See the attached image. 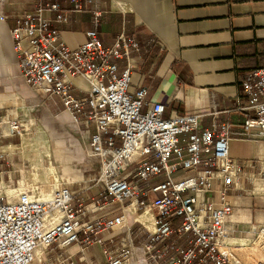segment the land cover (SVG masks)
<instances>
[{
    "label": "built area",
    "instance_id": "1",
    "mask_svg": "<svg viewBox=\"0 0 264 264\" xmlns=\"http://www.w3.org/2000/svg\"><path fill=\"white\" fill-rule=\"evenodd\" d=\"M69 1L74 12L90 14L86 41L79 47L70 48L61 30L52 26L53 21L68 20L62 0L16 16L11 34L19 75L54 109L69 113L79 142L99 160L95 207L76 197L68 179L50 192L46 185L32 182L16 196L4 191L0 264H60L62 249L75 243H103L101 234L116 229L125 235L104 251L107 264H134L139 255L147 264H264V223L230 220L237 208L232 193H247V182L254 188L256 177L264 180L263 152L256 151L252 160L230 154L233 138L253 141L256 148L264 142V65L246 70L241 79L233 100V109L245 114L239 130L234 131L229 120H215L207 127L205 112L166 115L163 103L149 99L147 87L129 92L132 52L139 51L138 42L122 31L112 45H105L100 31L106 7L99 0ZM5 2L0 0V20L9 17L3 11ZM45 10L54 12V19L46 17ZM121 60H126L123 67ZM79 76L88 83L82 96L74 93L82 90L74 82ZM2 122L7 128L0 127V137L23 135L21 117L6 115ZM155 178L163 179L152 185ZM133 200L137 212L152 214L153 230L128 216L125 206ZM136 223L149 233V241L142 245H135L131 234ZM239 235H247L248 245L261 251L259 257L239 255L231 242ZM184 240L188 245L181 243ZM40 246L43 254L53 247L58 251L41 257Z\"/></svg>",
    "mask_w": 264,
    "mask_h": 264
},
{
    "label": "crops",
    "instance_id": "2",
    "mask_svg": "<svg viewBox=\"0 0 264 264\" xmlns=\"http://www.w3.org/2000/svg\"><path fill=\"white\" fill-rule=\"evenodd\" d=\"M51 0H6L3 11L9 17L0 20V118L6 115L19 116L26 124V114L30 109L48 104V100L30 90L19 75L18 52L11 34L15 18L35 11L39 5L47 6ZM108 12L102 20L100 37L105 45H112L117 34L125 31L128 38L139 44V51L132 52V81L129 92L134 94L140 87L148 88V97L152 101L165 105V114L205 112V125L210 127L213 121L229 120L234 131L239 130L245 119L243 112L233 109V100L241 89V79L246 70L264 65V0H99ZM60 7L68 20L53 21L52 26L62 32V37L70 48H77L86 41V31L90 27L88 12H74L69 0H62ZM44 14L54 19L55 13L45 10ZM126 60L120 61L123 67ZM74 82L82 90L76 95H85L88 83L82 77H75ZM61 105L60 100H58ZM54 109V108H53ZM59 109H62L59 108ZM50 110V109H49ZM229 110V111H228ZM213 112V113H212ZM64 118L71 117L68 112ZM0 127L7 128L6 122ZM36 141L41 139L36 137ZM12 136L8 141L0 139V192L6 188L16 196L22 186L29 182L26 169V150L28 141ZM256 144L241 138L230 141V154L236 159L252 160L256 151L264 153V142ZM60 147V144L58 145ZM13 148V150H11ZM239 148V149H238ZM243 149L246 151L243 152ZM69 154H72L71 152ZM187 154V152L185 153ZM70 156V155H69ZM65 171V170H64ZM75 169H69L70 187L76 197L90 207L92 186L74 182L90 180L80 178ZM16 173V176L14 175ZM44 175L57 174L55 165L48 167ZM76 174V175H73ZM20 175V180L18 179ZM79 177V179H75ZM57 177V176H56ZM34 178L40 180L38 172ZM68 178V177H67ZM19 180L21 187L10 186ZM163 178H155L152 185ZM53 185L57 179H53ZM259 184L247 193H232L237 208L230 216L232 223H264V209L254 210V204L263 208L264 193ZM96 187V186H95ZM254 189V190H253ZM92 193V192H91ZM94 199V198H93ZM135 200L128 202L126 212L132 220L143 222L154 229L152 214L145 216V221L134 218L127 211ZM113 207L124 209L119 204ZM135 215H145L135 210ZM148 225H147V224ZM123 229L104 232L103 243H75L62 249L60 264H107L104 251L120 243L125 233ZM131 234L135 245L149 241V233L139 223L134 224ZM83 236V235H82ZM169 237L164 243L170 242ZM247 237H232L234 245H248ZM188 245L185 240L181 242ZM38 256H51L58 248ZM39 254V252H38Z\"/></svg>",
    "mask_w": 264,
    "mask_h": 264
},
{
    "label": "rangeland",
    "instance_id": "3",
    "mask_svg": "<svg viewBox=\"0 0 264 264\" xmlns=\"http://www.w3.org/2000/svg\"><path fill=\"white\" fill-rule=\"evenodd\" d=\"M49 109L47 103L44 104V106L39 105L30 109L26 114L28 118L25 121L26 124L24 123L25 131L23 135H15L21 138L20 143H22V145L24 143V140L28 141L27 146L23 145V149L26 150L25 170L29 175L28 180L33 184L46 185L45 191L50 192L53 188L60 186V183H62L63 180H70V175H68L67 172L70 168H73L77 170V176H79L80 178H90L89 181L82 180L74 182V185H77L76 188H79L81 184L84 183H88L90 186H92L93 189L91 191L92 193L90 192V199H87L86 201L92 203L93 198L96 197L99 191L98 188L95 187V178L100 168L99 160L96 157L89 156V153L85 151V147L82 146L81 142H79L78 139L80 138V136L77 132V125L73 123L72 118L66 120L64 118L65 112H63L62 109ZM36 137L40 138L41 141L37 142ZM9 138L10 137L8 136L0 137L1 141L3 142L8 141ZM59 144L60 147L58 146ZM11 150H13V148H11ZM232 150L233 149H231V154ZM244 151H246V149H243V152ZM70 152L72 154H69ZM52 165H55L57 169L56 176L58 178V181L57 183H54L57 185H53L54 180L49 178L48 175L46 176L43 174L45 173V170H47L48 167ZM64 170L67 172L65 173ZM34 172L39 173V175L41 176L40 180L34 178ZM14 175L16 176V173ZM17 177L19 179L20 175H18ZM79 177L74 176L75 179H79ZM17 180L15 181V184H12L11 186H17ZM9 185L7 186L10 187ZM250 188H252V185L251 183L247 182V189ZM4 191H7V189L3 188V190L0 192V195L4 194ZM258 205H256V203L254 204V210L264 209L259 207ZM91 207L94 208L95 206L92 205ZM109 209L110 206L105 207L100 212H104ZM139 212L141 213V211ZM253 223L261 224L262 222L253 221ZM246 236L247 235H239L236 237ZM252 247H254L257 252L256 257H259V253L261 251H259V249L255 247V245ZM241 253L248 259H253V256L249 254L247 248L241 250ZM135 261L137 260L135 259Z\"/></svg>",
    "mask_w": 264,
    "mask_h": 264
},
{
    "label": "bare ground",
    "instance_id": "4",
    "mask_svg": "<svg viewBox=\"0 0 264 264\" xmlns=\"http://www.w3.org/2000/svg\"><path fill=\"white\" fill-rule=\"evenodd\" d=\"M52 178H53V179H57V177H56L55 174L52 176ZM54 183H55V182H54ZM257 184L260 185V186H259V190H260L262 193H264V180L261 179V178H259V177H256V178L254 179V187H255ZM253 190H254V189H253ZM248 191H249V189H248ZM248 191H247V192H248ZM131 205H132V206H130V207L127 208V211H128L130 214H133V219H134V218H139V219L143 220L144 222H146V221H145V216H150V212H144L145 215H135V210H136V207H137V203H136V201H134L133 203H131ZM141 213H142V212H141ZM56 219H59L58 215H56ZM146 224H147V223H146ZM147 225H148V224H147ZM234 246H236V251L239 253V255H240L241 257H243V258H245V259H248L247 257H245V255H243V254L241 253V250H243L244 247L246 246L245 244L234 245ZM41 250H43V246H40V247L38 248V250H37V255H40V254L42 253ZM247 250H248V252H249V254H250L251 256H253V257H256V256H257V252H256V250L254 249V247H252V246H251L250 248L247 247ZM38 252H39V254H38ZM139 259H140L139 262H137V261L134 260V264H137V263H138V264H147L146 259H145L144 256L139 255Z\"/></svg>",
    "mask_w": 264,
    "mask_h": 264
}]
</instances>
